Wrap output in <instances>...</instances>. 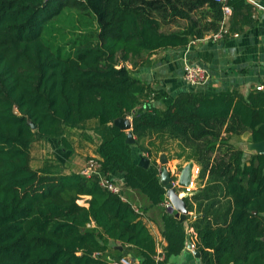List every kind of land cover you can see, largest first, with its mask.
<instances>
[{"label": "trees", "instance_id": "16d2710c", "mask_svg": "<svg viewBox=\"0 0 264 264\" xmlns=\"http://www.w3.org/2000/svg\"><path fill=\"white\" fill-rule=\"evenodd\" d=\"M226 4L232 16L224 38L256 25V7L247 0ZM223 5L0 0V264H113L128 256L164 264L185 248L189 227L203 264H264V153L248 155L231 143L244 134L252 144L264 142V90L185 91L162 110L147 101L154 90L127 67L219 33L226 27ZM67 8L90 15L94 30L75 28L73 38L54 46L45 30ZM170 24L177 29L164 31ZM124 118L132 122L134 144L114 125ZM79 131L99 139L100 171L115 184L112 175H122L123 193L103 187L98 175L65 173L56 161L32 167L35 141L56 140L72 152ZM157 140L178 142L200 167V186L185 198V222L164 205L162 169L151 158ZM145 154L146 168L139 165ZM133 193L146 204L139 207ZM86 196L88 207L79 204ZM149 206L161 210L163 261L143 221ZM191 213L196 218L187 225Z\"/></svg>", "mask_w": 264, "mask_h": 264}, {"label": "crops", "instance_id": "0c3cea01", "mask_svg": "<svg viewBox=\"0 0 264 264\" xmlns=\"http://www.w3.org/2000/svg\"><path fill=\"white\" fill-rule=\"evenodd\" d=\"M247 1L256 7L254 18L257 23L254 27L246 28L243 33L227 38L223 37L222 39H216L214 37L215 34H209L203 39L192 41L184 48H167L152 52L146 55V60L143 63L135 67L132 64H127L135 78L145 85H149L154 90L155 93L152 94V97L147 99L151 105L164 110L174 102L177 95L185 91H194L203 95L213 96L223 91L236 89L244 96H247L252 90L261 86L264 87V0ZM183 24L186 25L187 23L183 22L181 25ZM176 29L177 26L175 24H170L163 30L170 32ZM187 64L201 66L206 69L208 79L204 85L192 87L184 81V67ZM88 133L93 136V142L81 135L80 131L76 132L72 138V152L62 150L56 140H48L47 143L54 148L52 149L54 156L53 154L49 155L41 167L37 166L34 168L33 165L32 167L40 169L47 162L56 161L63 165L65 173H82L88 160L92 157H98L96 148L99 144V139H96L93 132ZM249 137V134L233 137L231 143L241 148L242 145H250ZM159 143L162 142L157 140L156 145H159ZM163 144L165 146H175L181 150L178 142L166 141ZM158 154V157L156 156L152 159L157 162L160 160L161 162L164 153L160 151ZM187 154L182 152L181 156L179 155L173 159L166 157L168 162L166 165L159 164L160 168L162 171L167 168L172 177L180 174V170L182 171L190 162L194 163V167L200 168L194 161H188ZM143 156L146 157V155ZM82 157H85L87 162L83 163L84 159ZM69 160H72V162L70 163ZM70 165L73 167L72 171L68 170ZM82 165L83 169L81 168ZM112 178L119 181L117 185L121 187L123 193V176L114 174ZM195 184L197 187L200 186L198 177L195 178ZM132 196L139 207L146 204L143 196L137 193H133ZM89 199L90 197L88 196L83 197L84 203L79 204L88 207L86 201ZM142 215L144 223L158 244V255L164 260L163 249L167 243L162 236L161 210L157 207L149 206L148 211ZM195 218L196 215L191 213V218L187 221V225ZM188 235L189 238L182 252L172 256L164 264H203L201 255L197 256L196 254L198 252L196 249L197 235L193 228L189 227ZM190 245L193 247H190ZM124 258L128 259L132 264H140V261L132 256Z\"/></svg>", "mask_w": 264, "mask_h": 264}, {"label": "rangeland", "instance_id": "374dc122", "mask_svg": "<svg viewBox=\"0 0 264 264\" xmlns=\"http://www.w3.org/2000/svg\"><path fill=\"white\" fill-rule=\"evenodd\" d=\"M79 15V16H78ZM78 28L81 30H94V23H93V19L90 15L88 14H82L81 12H79L76 9L73 8H67L64 10V12L54 21L52 22V24H50L47 29L45 30V38L46 40L54 45H64L66 42H68L69 37L73 38L75 35H71L69 36V32H74V29ZM98 139V138H96ZM161 141L162 143H159V145H157V147L159 150H161V152H163L164 157H168L170 159L176 158L179 155H181L182 150H180V148L175 147V146H165L164 141L162 140H158ZM244 144V143H243ZM155 148H152L151 150V158L154 157H158L159 156V151ZM242 149L245 150V152L249 155L252 154V148L250 145H242L241 146ZM52 146L49 145V143H47L46 140H37L32 144V153H33V161H32V165L33 167H41L42 163L44 161H46L48 159L49 155L54 156V153L52 151ZM165 150V152H164ZM157 152V153H156ZM146 157H148L149 154H145ZM186 156V155H184ZM52 157V156H51ZM83 163L87 162L85 161L86 158L82 157ZM70 163L72 162V160H69ZM158 164L161 165L160 160H158ZM84 165V164H83ZM83 165L81 166V168L83 169ZM73 167L70 165L69 167V171H72ZM81 169V170H82ZM80 170V171H81ZM181 172V170H180ZM176 180V178H175ZM80 204L84 203V200H80L79 201Z\"/></svg>", "mask_w": 264, "mask_h": 264}, {"label": "built area", "instance_id": "2783aa9c", "mask_svg": "<svg viewBox=\"0 0 264 264\" xmlns=\"http://www.w3.org/2000/svg\"><path fill=\"white\" fill-rule=\"evenodd\" d=\"M219 3H223V13H224V20L223 25L225 26L229 18L232 16V9L226 4L227 0H215ZM227 33V30L225 27L222 28V30L215 34L216 39H222L224 35ZM208 79V74L206 69H204L201 66H192V65H185L184 67V81L192 87H199L206 83ZM257 90L262 91L264 90V87H258ZM101 160L98 157H92L88 160L86 166L82 170V174L90 177L93 175H98L101 178V185L108 190L112 191L113 193H122V189L120 186L112 182L111 178H108L107 176H104L101 173ZM200 174V168L194 167L193 169V176H192V182L188 187L180 188V196H191L196 190L197 186L195 184V178H197ZM180 174L174 175L173 177V185H177L178 178ZM176 178V180H175ZM165 207L169 210L172 205L168 199L165 201ZM190 247H193L190 245ZM157 261H163V258L158 255ZM113 264H132L128 259L123 258L120 261L113 262Z\"/></svg>", "mask_w": 264, "mask_h": 264}, {"label": "water", "instance_id": "95a60500", "mask_svg": "<svg viewBox=\"0 0 264 264\" xmlns=\"http://www.w3.org/2000/svg\"><path fill=\"white\" fill-rule=\"evenodd\" d=\"M18 114L17 111H15ZM114 125L117 126L122 131L128 133L126 142L128 144H134L135 140L132 133V122L128 118L118 119L114 122ZM31 127L35 129V125L32 124ZM253 153H264V142L260 144L250 143ZM168 162L166 157L161 158V163L166 165ZM150 160L146 157H142L139 165L142 167H148ZM194 163L190 162L186 167H184L179 175L177 185H173V177L171 173L164 168L161 174V183L165 187L167 194L166 198L170 201L172 207L169 209L170 213L175 212V217L180 220V222H185L188 218L189 211L185 201V196H180V188L188 187L192 182ZM118 248V247H117ZM122 249L121 247H119ZM197 256H200L199 252H196Z\"/></svg>", "mask_w": 264, "mask_h": 264}]
</instances>
